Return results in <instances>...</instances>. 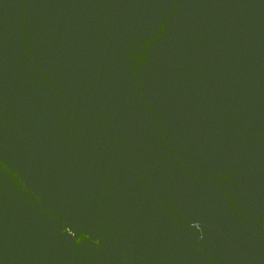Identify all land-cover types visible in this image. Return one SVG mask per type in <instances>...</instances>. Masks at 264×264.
Returning <instances> with one entry per match:
<instances>
[{"label":"water","instance_id":"obj_1","mask_svg":"<svg viewBox=\"0 0 264 264\" xmlns=\"http://www.w3.org/2000/svg\"><path fill=\"white\" fill-rule=\"evenodd\" d=\"M0 264H264V0H0Z\"/></svg>","mask_w":264,"mask_h":264}]
</instances>
